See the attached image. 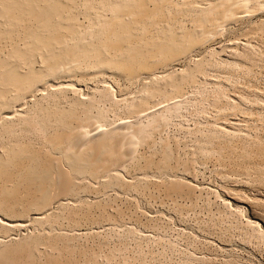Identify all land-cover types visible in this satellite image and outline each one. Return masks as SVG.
I'll return each mask as SVG.
<instances>
[{
  "label": "rangeland",
  "instance_id": "rangeland-1",
  "mask_svg": "<svg viewBox=\"0 0 264 264\" xmlns=\"http://www.w3.org/2000/svg\"><path fill=\"white\" fill-rule=\"evenodd\" d=\"M81 1L82 2H79L81 5V8L79 7L80 5H77L78 7L77 10H79L78 11L79 14L81 13L82 14L80 15V18H79V15H77L78 16L77 18H79V20H81L83 17L87 18V19L83 18L84 20H82L83 23H85L84 26L82 25V28L86 29L85 27H88L90 25L91 20L89 21L90 16L88 15L89 13H87L88 7L86 9L84 6L86 3V2L84 3L85 0H81ZM151 1L152 0H149V2L152 4L153 1L152 2ZM183 1L185 0H175V1L171 0V2H169V4L171 5V8L169 7V4L165 6V9L168 8L169 10H172V8H174L170 12L174 11L175 13L174 12L173 13L176 15L171 16L170 15L171 13L168 14L167 12V15L162 16L163 19L161 18V20H164V21H161L160 26L153 24L152 26L157 27V32H156V27L152 28V26H148L146 28L150 30L148 32L144 31L143 29H140V30H143L144 32H146L145 34L149 33V35L147 34L148 36H153V35L156 36L157 33H159L158 29L161 26L162 27L164 26L162 24H165L166 20H169L167 22H169V24L171 23L172 27H175V29L179 27V29L181 30L184 29V31L186 32H189V33L193 32L194 27L196 28L195 24L196 23L199 24L197 20H195L198 13L200 14L199 11H201L204 8V6L210 5V3H212L213 1L214 2L216 1L215 2L216 4L220 0H202V1L193 0V2L191 0H188L189 2L186 1L188 4L187 3L185 4V2ZM251 1H249L250 4L246 2L248 3L247 4L248 6L246 5L247 6V7L245 6L246 8H242L243 10H240L238 8L242 12L236 14L237 15V19L235 18L236 20L234 19L232 20L230 18L231 20L230 19L225 20L226 23L225 21H223L224 24H222V26L221 27L219 26L218 28L220 32L219 31L217 32L218 29H216V31H214L215 29L210 31L211 34L207 35L208 38L206 37L205 40L203 38V41L201 39L200 40L201 42L198 43V45L190 49V51L188 50L182 55H180L179 58H175L176 60H172V61L170 60V63L168 61V63L162 64V65L157 64L155 66L156 68L154 67L156 71L152 67L153 70L150 69L151 70L150 75H149V72L147 71L144 74L145 70H143L144 72L141 71L142 72L141 75H138V76L135 75L136 77L134 76L119 77V73L117 72L118 74L116 75L115 71L114 73L106 72V74L105 72H103L102 74V71H99L101 72L100 73L101 75H100L98 74V71H95V70L91 71L89 69V73H92L93 75L96 72L95 74H97V77L94 74L93 76L90 75V77L91 76L92 77L89 78V73L87 72L86 78H85L84 74H82V76L83 75L84 76L81 77L80 73H77L76 74L78 75L76 77L77 79L74 76H72L73 78L71 76H64V77L61 76L60 78H56L57 81L54 82V84L56 85H54L53 82H48L44 86H42L43 88L39 87L38 89L35 90L36 92H38V94H36L34 91L33 93L35 95L31 93L28 97L23 98V101H21L20 103H17L18 105L17 104L13 105V107H16V108L13 109L12 107L10 110H11V118L15 117L14 119L8 118V120L4 121L5 118L3 119L1 117H5L4 115H6V110L4 109L5 111L4 110L2 111V109H0V111L4 113L3 114L0 112V114L2 115V116L0 115V119L1 120L3 119L2 121L4 122L3 123L2 121H0L4 124L3 125L2 123H0V153L1 154L11 144H14L16 142H21L25 144L28 142L27 144L33 145V146L30 145L31 147L34 148L36 146V148H34L36 150L42 149V146H43V150H42L43 152L44 150L45 151L48 150L46 151V153L49 152L48 154L51 153L50 155L54 154V156L56 155V158H58L57 157L58 155L60 157L61 153L59 151L57 152V150L53 151V149L55 150V147L52 148L53 146L49 144L51 141L49 142L47 140V138L49 139L52 136L49 134L55 133L53 130H55L56 127L51 126L52 129L50 127L49 130L46 129L47 130L46 132V130L42 128L43 126H41V123L37 121L38 118L36 117L41 112L42 114L47 113V111L51 107L52 108L53 106L55 107L57 103L59 104H57L56 106L61 105L60 108H64L62 107L63 104L65 105V107L68 108L69 106H71L72 101L75 102L80 99L83 100L86 95L89 98L91 97L90 96L91 94L93 95V91H94V96L96 94L95 96L96 98L92 96L91 99L95 98L96 101H99V103L96 102V105L98 104L100 107L103 105L102 109H107V106L110 109V107L112 106L111 104H114L113 107H111L112 109H110V112H109V109H108V112H106V110L105 111L102 110L104 112V115L105 113H109L105 116H108V117L110 116V119L112 118L111 119L112 121L108 117H105V118H107L110 121L106 119L107 121H105V123L103 119H97V120L95 119V121L99 120V122L98 124L97 122H95L94 126L97 127L98 125L97 128L100 129L99 126L102 124L101 129H104V128L107 129L109 127H112L115 124V121L117 122L119 121L118 122L120 124L119 127L121 126L122 123L124 124L125 127L122 125L124 127L122 129H125V130H122V131L125 133L127 132V129L129 132V130L133 128L130 126L131 127L130 129L129 127L130 124L126 123L128 126L127 127L124 123L125 120L126 122L129 120L131 123L132 120L136 118V117L134 118V116H139V115L141 116L142 114L143 118L142 116L141 118H139L140 117L139 116L137 120L139 119L141 121L139 120L137 121L135 119L133 120L134 122H132L131 125L133 123H134L133 125H136L135 121H137V123L139 122L138 123L139 125L143 122L141 125L143 126L146 125L145 127H147L151 123V118L149 117L150 116L152 117V115L156 116L155 114L160 113V109H162L163 111V113H161L162 115L166 114L170 117V118H167L168 124L167 123L162 124L163 121L159 120L158 123L162 125L160 124L157 125L158 128L156 129H154L156 125L154 126L151 124L152 128H150L151 125L148 126L147 128L149 129V131L151 130V133L156 132L158 136L156 134L155 135L152 134L151 138L153 137V139L149 138L151 142L148 139H147L148 141L146 140V142L148 143L146 142L143 143L140 141L141 143L140 144L138 142H135L136 143V146H134L135 153L132 151L133 155L130 154L133 156V158H131L128 153L127 154L125 153V156L126 155L127 156L126 157L124 156L123 159H126V162H124L125 160H121L120 164H118V167L117 165L113 166L115 167V169L112 167L110 168L111 170H105L106 172L103 170L101 172L102 174L100 173L97 176H93L91 174H87V175L83 174L84 177L83 176L81 177V175H78V174L77 176L76 173L70 174V177L72 176L71 179L76 184V191L74 193H71V195L68 194L69 196L65 195L67 197L60 196L61 200L58 199V197H56L59 200V202L58 200H56V198L53 200L54 202L53 201L50 202L48 206L49 209L47 211H50V209L51 210L54 209L53 212L52 211L49 212V214L50 213L54 214V215L51 214V217H52L51 219H50V215L47 214L48 213L47 211L45 213L46 215L44 214V217L42 218L45 221L41 220L42 221L41 222L38 220V222H41L42 224L38 223L37 220H34L35 222L31 221L33 220L34 217L30 214L28 216V213H23V216L27 215L26 217L28 218L27 220L26 218H24L25 221H27L25 222L26 223L25 227L5 228L1 226L0 224V250L4 249L3 251H6V250L8 251L9 249L10 250L14 249L15 245H19V244H20L19 246L23 245V243L25 242L27 238H30L32 236L35 237L38 235L40 236L46 235V237H44L45 239L48 237L53 242L55 240H58L55 243L56 245L60 244L61 246L58 245L60 248H63L67 244H69L66 241L70 242V245L72 247L71 246L69 247L73 248V250L71 251L72 253L74 252L72 256L74 255V259L76 257L77 258L79 257L78 260L76 258V261L78 262V264L79 263L80 264H96V263L97 264H115V263L116 264H125V263L126 264H174V263L175 264H264V173H263L264 170L262 169L264 168V161H261V159L264 160L263 159L264 153L261 154L262 153L261 150L264 152L263 150L264 148V144H263L264 143V130H263L264 129V120H263L264 119V6H263L264 0H257V1L251 0ZM172 2L173 3L177 2L178 5L177 3L172 4ZM195 3L197 5L200 4L201 8H199V6L196 7L197 5ZM246 3L243 2L242 4H246ZM87 5L88 4H86V6ZM241 7H244V5L243 6L241 5ZM205 8H207V6ZM235 9H237V7ZM84 10H85V14L87 13L86 16L83 15ZM104 10H106L104 14L105 13L107 14V12H110L107 9H104ZM104 10L101 9L102 12ZM96 11H97V6L95 7V10H93L90 13H94ZM239 14L240 16H243V15L245 16H243V18L241 17L242 19L241 18L239 19L238 18ZM168 15H170L174 21H172L171 20L172 18L170 19ZM166 17L168 19H166ZM153 57L154 56L151 57V60ZM154 58L157 60V57H154ZM84 62H82L83 66L89 67L88 63H86L87 64L86 65ZM201 62H202V65H201ZM152 71L153 73H151ZM107 75H109L110 78L109 76L107 77ZM187 75H191L193 80H191V78L190 79L188 78L189 79V82H188V79H186V81L183 83V86L181 87L182 92L181 90L179 91V94L173 92V95L176 96V99H174L173 97L175 96H173L171 93V89L173 88L169 84V82L174 78H182L185 76L187 77ZM120 76H123V75L121 74ZM160 76L162 77V80H160L161 78L159 79ZM62 77L63 78L66 77V79L63 80ZM71 78L74 79L73 82ZM80 78L84 80L79 81L81 80ZM155 78L158 79L156 80V82L158 83L165 82L164 89L166 88L165 91H167V93H163V94H167L168 96L167 95L166 96L168 97V99L167 97H165V95H161L162 93H160L159 95L156 92L160 97L157 94H156L157 96L156 97L154 94L153 98L151 99L155 100L156 102L150 100V97H149L150 95L148 96L150 91L148 90H151L150 88L152 87L149 88L147 84L150 83L149 85L156 86V82L154 80ZM169 78H170V81H169ZM85 79H89V80H86L87 81L86 82ZM108 79L111 81L110 83L112 85L108 82L109 81ZM58 80L64 81L63 83L65 85L66 84L70 85V87L66 86L67 89H65L66 88L65 85L60 84V81ZM77 81L78 83L79 82L80 83L78 84ZM151 81L155 82V84ZM81 82L82 83L86 82V83L82 84ZM166 83H168L169 85L167 84L168 85L167 86ZM72 84L73 86H75V88L76 87L77 88L76 89L74 87L72 88L71 87ZM161 84L159 83V85ZM110 85L113 87V88L111 87L112 89H115L113 90L115 93L113 94L110 93L109 96H107L106 94L104 95L102 93H99L100 90L101 92L103 90L100 88L107 89L109 87V91H110L111 89ZM144 85H146L149 89L147 88L144 90V88H146ZM56 86H58L57 88H59V86H63V88L66 91L64 90L63 92L62 90H60V88L58 90ZM49 87L55 88L54 90L58 91V94L57 92L55 94V91ZM68 87L70 90L68 89ZM95 87H98V88H95ZM45 88H47V91L49 90L48 92H50L51 90L53 93L45 94L44 93L46 92ZM63 88L61 87V89ZM71 88L73 90L74 89L78 90L79 88L81 89L78 90L79 91L78 92L75 90L71 91L72 90ZM139 88L140 90L138 92ZM42 90H44V92ZM67 90H69L70 92H67ZM96 90H99V91L96 92ZM41 91L43 92V94L41 93ZM85 91H88V92H85ZM74 92L75 93L82 92L83 95L80 94L79 96V94H75ZM103 92L105 93L104 90ZM144 92L147 96L144 94ZM64 93H66L68 96L65 95ZM139 93L140 95L144 94L142 96L146 98L149 97V98H147L146 100V98L140 96ZM168 93H171L173 97L169 96L170 94ZM49 94L50 95L52 94V96H50ZM73 94H75L76 97L73 96ZM40 95H42L41 97L42 99L39 97ZM43 95H45L46 97L44 98ZM62 95L63 97L64 96L65 97L62 98ZM35 96L36 97L38 96V100L41 99L40 102H36L37 98ZM71 96H73V98ZM87 96H86V99H88ZM98 96L103 97L105 100H107V102H105V100L101 97L100 98L102 100L100 102V99ZM111 96L112 98H116L114 99L116 100V102L114 100L112 101V99L110 98ZM29 97L33 99L31 100V98ZM68 97H70L71 99H69ZM117 97H118V101L120 100L119 99L120 97H123V101L121 100L118 102ZM169 97L171 99L173 98L172 99L173 102L177 100L178 107H179V108L177 107V109L173 112H171L172 110L169 111L170 113L164 109L166 106L168 107L170 105L169 102L171 103L172 101L170 100ZM26 98L28 99L26 100ZM108 98L111 101H108ZM131 98L133 101H131ZM141 98H143L142 100H140L141 102L143 101V104H144V101H147V102L149 101L150 104L148 105H150V107L149 106L148 107L150 111L152 110L154 111V109L156 108L155 109L156 112L152 111L153 114L151 115L150 113L152 112L147 113L148 108H146L147 112L142 113L143 111H141V114L138 112V115L136 112H133L132 113L134 115L133 116L128 110L132 109L133 105L137 104L138 102L141 104L140 101H137L138 99H141ZM34 99H35V102L33 104ZM73 99H77V100L74 101ZM135 99L136 101H134ZM27 101H29L30 104ZM55 101H57V103ZM68 101L70 102V104L69 103L66 104ZM162 101H163V104H162ZM23 102L29 104L30 108H28L29 106H27ZM54 102L56 103L55 105H54ZM102 102H105V105ZM127 102L129 103V105L127 104ZM21 103H23L25 107ZM156 103L162 104V105L159 104V107L161 106L162 107L161 108L158 107L159 108L158 109L157 107H155ZM17 106L19 107L17 108ZM20 106L22 109L24 108V110H22ZM41 106H48L46 107V110L47 108L49 109L47 111L44 110L45 111L44 113V111L42 110L43 107L41 109L42 111H40ZM99 106L95 108H97V110H101ZM97 110L96 109L93 110V113L98 112ZM17 111L23 114L26 113V115L28 116L24 114L25 117L23 118L22 117L23 114H22L21 117L24 119L23 120ZM12 113L15 114V115L13 114L14 117H12ZM16 113L19 114V118H17L18 114ZM30 114L32 116L34 115L33 117L35 121H32V122L34 123L36 122L35 124L38 126L32 123L34 125L31 126L30 128V125L32 124L27 120V118L31 116ZM146 114L148 116H146ZM154 116L152 117V119H154ZM167 119L165 120V122H167ZM12 120L15 121L14 122L15 124L13 123L12 125L13 129L15 130L5 131V128H4L6 126L5 123L9 124L11 122L10 123L11 125ZM147 120L148 122H146ZM121 121L122 123H120ZM109 122H112V124L113 123L114 124L110 126L111 123L109 124ZM108 124H109V127H108ZM102 126H104V128ZM159 126H162V127H159ZM117 129L119 128L117 127ZM157 129L158 131H155ZM223 129L231 130V131L228 132V131H224ZM47 135H49V137ZM161 137L164 139L165 142L162 140ZM159 138H161V141ZM152 141H154L153 144H152ZM162 141L164 144L162 143ZM137 143H138V146H137ZM165 143L167 145L165 147L170 148L169 150L170 153L169 155L166 154L165 156L166 158L164 156L162 157V154L164 153L166 149L164 147ZM230 144L232 145L230 146ZM40 145L42 146L39 149ZM149 145L151 146V148L149 147ZM228 145L231 151L233 152H230V149H228ZM156 146L159 148H157ZM162 146L164 148H162ZM261 146H262V149H260ZM196 147L197 149H195ZM213 147L215 148L213 149ZM233 147L235 148V150H237V152L233 149ZM257 148L260 150L261 153H259ZM156 150H159V152ZM246 150L247 152H245ZM251 151L252 152L254 151V152L252 153ZM257 152L259 153V155L255 156L257 157V160H256V158L254 157V153L258 154ZM166 153H167V150H166ZM175 154H177L179 157ZM228 154L229 155L231 154L232 156L230 155L231 156L230 157ZM247 154L250 157H252L250 161H249L250 157L247 156ZM167 155L169 156V158L172 157V159L168 161V163L170 162V165H168V167L169 166L171 167H169V169L167 168L168 171L167 169L166 170L159 169L160 168L159 162L160 161L162 162L164 158L168 160ZM127 157L131 159H128ZM159 157H161L160 158L161 160L157 161L159 160L158 159ZM177 157L180 160L183 159L184 165H185V162L186 164L188 163L189 159H191L192 162L190 160L188 163L189 165L187 164L184 166L183 162L180 161ZM234 157L236 159L232 160V158ZM149 159L154 160L152 161V163L158 162L159 165H157L158 163H156L155 165H157L159 168L157 166L155 167L154 164H149L150 162ZM243 159H245V161ZM176 160L178 161L176 162ZM179 161H180V164H179ZM64 162L65 161H63L62 164H64ZM146 162L148 164H146ZM249 162L252 164H248ZM191 163L193 164V166ZM144 165L149 166L150 170L149 168L148 170H146L147 168ZM150 165L152 166L150 167ZM182 165L184 167H182ZM190 165H191L192 170L188 168L190 167ZM260 165L261 166L263 165V166L261 167ZM64 166L68 168L66 164H64ZM120 166L121 168H119ZM172 166H174V168ZM185 167L188 168V172H187V169H184ZM258 167L261 168L260 171ZM151 168H152V171H151ZM156 168L159 170V172ZM179 168L180 169L183 168L184 170L183 169L180 170ZM111 171L112 172L114 171L113 174ZM180 171H183L185 173H183L182 175V172L180 173ZM254 171L256 174L254 173ZM261 172L263 174H261ZM112 176L117 177V178L119 177V180L121 179L120 183L112 184L111 181L112 180L114 181L115 179ZM172 177L175 180H173ZM147 179L149 180L147 181ZM150 179H151V182L154 180L155 181L151 183ZM161 181L164 185H162ZM171 181L172 182L177 181L181 183L185 182L184 184H188L190 182L192 184V186L190 185V183L188 185L192 187V188L190 187V192L187 193L185 190L184 191L186 193L183 191L181 192V194L183 193L182 198L184 199L181 198V196L179 195L180 192L178 191H173L174 193L173 192L167 193L168 191L166 190L164 186H167L169 183L171 184L172 183ZM186 181L188 182L186 183ZM156 182H157V186H158V183L159 184L161 183V185L158 186L159 188L156 185L154 186ZM147 184L150 187H148ZM111 185L113 187H111ZM145 185H147V187ZM153 187L155 188L153 189L155 192L152 190ZM193 187H195L196 189H193ZM79 188H80V191H79ZM191 189L196 191V195L193 193L195 191ZM171 193H173L171 196L174 197V200L177 198V200L179 201L178 202L179 206L183 204V205H187V207L186 206L182 207L181 205L180 207H178L179 209H176V211H174L175 207H177L178 205L176 203L177 200H175V203L170 202L173 199L169 196ZM164 194L168 195L169 198L168 196L164 197L165 196ZM189 194H193L194 196L191 195L192 197L190 196V198H188ZM162 196L164 197L163 199L165 201L161 199ZM195 197L198 199V201H196L197 199ZM158 198L161 199L162 201L159 200ZM191 198L194 199L192 200L193 202H191ZM235 198H237L238 200ZM180 202L181 204H179ZM166 203L169 205H167ZM170 205H172L173 207ZM115 207H116V210H115ZM22 208H23L22 206H19V210H21ZM182 208L183 210L181 211L180 209ZM88 209L92 212H90ZM104 210L106 211V213ZM87 211H88V214L87 215L84 214ZM107 212L108 213L111 212L110 214V219L112 216L111 221L109 218L107 219V217H109L108 216L109 214L107 215ZM82 213L84 214V218L82 217L83 215ZM103 213L104 215H102ZM56 214H58V216ZM74 214H77V215L80 214L81 217L80 216L78 217L77 215L75 216ZM47 215L49 219L46 221L45 217H47ZM85 215L86 217L90 216L89 218H87L88 220L86 221H84L86 219ZM29 217L31 219H29ZM73 219L76 221V223H74ZM250 220L255 221L256 224L251 223ZM248 222L249 224L250 223L253 224V226L251 224L249 225ZM66 233L69 234L68 236L70 237V239L68 238V236L66 237L64 236ZM46 241L47 240H45L44 243L48 242ZM44 243H42V245L40 244L41 246L39 247L40 249L46 248L45 250H42L43 253L41 252V250H40V253L37 252L41 256H39V254L36 253L35 254L36 257L34 255L33 257H31L32 255H30V253L26 251V253L25 252L23 253L24 255L22 254L23 256L21 255L22 259L21 258L15 259L12 261V263L13 264H31L30 262L35 261L33 259L37 258V259L42 260L45 258L44 254H46L47 256L50 252L52 253L56 252V250L52 247L53 245L50 246L49 242L47 243L48 245ZM73 245H75V247ZM16 247L18 246H15V248ZM50 247H52L54 251H50L51 250ZM69 247H67V249ZM82 249L85 251L89 250V252H83ZM84 253L86 255H84ZM114 257L116 258L114 259Z\"/></svg>",
  "mask_w": 264,
  "mask_h": 264
},
{
  "label": "bare ground",
  "instance_id": "bare-ground-1",
  "mask_svg": "<svg viewBox=\"0 0 264 264\" xmlns=\"http://www.w3.org/2000/svg\"><path fill=\"white\" fill-rule=\"evenodd\" d=\"M152 1H151L152 2V4H151L149 2V0H85L84 3L85 2L86 3H85V5L84 4L83 5L85 6L86 9L88 7V9H87L88 12L87 11L86 12L89 13L88 14L90 16L89 21L91 20L92 22L90 21V25L88 27H85L86 29H83L82 28V25L84 26L85 23H83L82 20L87 19V18H84L83 17L84 19L82 18L81 20H79L80 15L82 13L80 12L81 14H79V12H78L79 10H77L78 9L77 5H80L79 2H82L81 0H0V109H2V111L4 109L6 110V115H4L5 117H1V118H3V119L5 118L4 121L5 120H8V118L10 119L11 118V110L10 109L13 107V105H16L17 103H20L21 101H23V98L28 97L31 93L34 94L33 92L36 89H38L39 87L41 88L46 83L53 82V84H54V82L57 81L56 78H60L61 76H63V77L64 76H71V77L74 76L76 78L78 76L76 74L77 73H80V76L81 77H83L85 75V78H86V73L87 72L89 73V69L91 71H94V70L95 71H98V74L101 73L99 71H102V74H103V72H105V74H106V72H110V73L113 72L114 73V71H115L116 72V75L119 73V77H124V76L125 77H127V76L128 77H132V76L136 77L138 75H141V73L144 72L143 70H145L144 74L147 71V72H149V75H150V71H151L150 69L153 70V68L157 64L158 65L159 64H161V65L162 64H166V63H168V61L170 63V60L171 61L172 60H176L175 58H179L180 55H182L183 53H185L188 50L190 51V49H192L193 47H195L196 45H198V43L201 42L200 41L201 39H202V41H203V38L205 40L206 37H207V35L208 34H211L210 31H212L214 29H215L214 31H216V29H218L219 26L221 27L222 24H224L223 21L228 20L230 18L232 20L233 19L236 20L237 19V15L236 14L242 12L240 10H243L242 8H246L248 6L247 4L251 0H249V1L248 0H246V1L245 0H220L219 1L220 3L217 2L216 4H215L216 1L215 2L213 1L212 3H210V5H206L207 8H205L206 6L202 5V6H204V8L201 11H199L200 14L198 13L197 16L195 15L196 16L195 20H197V22L200 24V25L197 24V23L195 24L196 25V28L194 27V30L196 29L195 31L193 30V32H190L189 33V32L184 31V29L183 30L179 29V27L177 28L178 29L177 30V29H175V27H172L171 23L169 24V22H167L169 20H166L167 23L165 22V24H162L164 26L163 27L161 26L158 29L159 30V33H157L156 36H154L151 33L154 37L153 36H148L149 33H147L148 35L145 34L146 32L150 31L149 29H146V28L148 26H152L153 24H155L157 26H160L161 25V21H164V20H161V18L163 19L162 16L167 15V12H168V14L171 13L170 14L171 16L172 15H176V14H174L175 13L174 11H173L174 13L173 12H170L174 8H172V10H169L167 8L168 7L167 6L166 8L169 11L167 9H165V6L168 5L169 2H171V0H158V1L157 0H152ZM186 1H188V0H185L183 2H185V4H186L187 3ZM191 1L193 2V0H191ZM192 2H190V3H192ZM243 2H245V3L248 2V3L242 4ZM251 2H253V1H251ZM175 3H177V2H175ZM175 3L172 2V4H175ZM86 4H88V5L86 6ZM253 4H255V3H253ZM177 5H178V3H177ZM241 5L242 6L244 5V7H241ZM96 6H97V11L94 12V13H90L93 10H95V7ZM198 6H199V8H201L200 7L201 6L200 4L197 5L196 7H198ZM79 7L81 8V5ZM169 7L171 8V5L170 4H169ZM196 7H195V9H196ZM236 7H237V9L238 8L240 9V10L238 9L239 12H238L237 9H235ZM101 9H103V10L104 9H107L110 12H107V14L106 13L104 14V12L106 10H104L102 12ZM165 10H166V12H165ZM81 11H82V9H81ZM76 12H77V14H76ZM177 12H179V11H177ZM86 14H85V10H84L83 15L86 16ZM77 15H79V18H77L78 17ZM170 15H168V17H170V19H171L172 17ZM243 16H245V15H243ZM243 16H240V14H239L238 18L239 19L241 17L243 18ZM166 19H168V18L166 17ZM171 20L174 21L173 18ZM171 20H170V22H171ZM225 23H226V21H225ZM173 25H174V23H173ZM197 25H199V26H197ZM155 27L156 26H152V28H155ZM140 29H143L146 32H144L143 30H140ZM218 31H219V29L217 30V32ZM156 32H157V27H156ZM152 56L157 57V60L154 57L151 60V57ZM84 61H86V62H84ZM82 62H84L85 64L88 63L89 67L88 66L84 67ZM201 65H202V62H201ZM155 68H154V70H155ZM120 73L123 76H120L121 75ZM151 73H153V71ZM82 74H84V75L82 76ZM90 75H92V73H89V78H91L93 76L92 75L90 77ZM95 75L97 77V74H95ZM108 76L109 75H107V77ZM190 76L191 75H187V77L185 76V77H182V78H174L171 81H170V78H169V81H170L169 84L173 88V89H171L172 95H173V92L178 93V94H179V91L180 90L182 92V88L181 87L183 86V83L186 81V79H188V78L190 79L191 78V80H193L192 79V76L191 77ZM63 77H62L63 80L66 79V77L65 78H63ZM109 78H110V76H109ZM71 79H69V80H71ZM159 79L162 80V77L160 76ZM189 79H188V82H189ZM60 80H58V81H60ZM73 80L74 79H72V82H73ZM82 80H84V79H81L79 81H82ZM86 80H89V79H85V81ZM128 80H126V81H128ZM154 80L156 82V80H158V79L155 78ZM63 82L64 81H60V84L63 85L64 84ZM86 82H83V83H86ZM108 82L110 83L111 81L109 80ZM151 82H153V81H151ZM155 82H153V83L155 84ZM77 83H78V81H77ZM88 83H89V81H88ZM153 83H151V84H153ZM157 83L158 82H156V86H154V85L151 86V85H149L150 83H148V84L146 83L149 88L152 87V88H150L151 90H148V91H150L149 94L147 92L148 96L150 95L149 96L150 97V100H152V101H155V100H153L151 98H153V95L154 94L156 96L157 93L159 95H160V93H162L161 95H165V97L168 96L167 94H163V93H167V91H165L166 88L164 89L165 82H159L160 84L162 83L163 85L162 84L159 85V83L158 84ZM167 84L168 83H166V85ZM54 85H56V84H54ZM111 85H110V88L112 87ZM66 86H69L70 87V85H68V84H66L65 87ZM144 86L146 87V88H144V90L148 88L146 85H144ZM52 87H54V86H52ZM57 87L58 86H56V88ZM61 87L63 88V86H59L60 90H62L63 92H64L65 89H67V87L65 89L64 88L61 89ZM69 87H68V89H69ZM71 87L72 88L73 87L75 88V86H73V84L71 85ZM106 87H108V86H106ZM49 88H51V87H49ZM59 88H57V89L59 90ZM95 88H98V87H95ZM51 89L54 90L55 88H51ZM80 89L81 88H79L78 90H80ZM100 89H103L105 91V93L103 92V90L101 92ZM100 89H99L100 91L99 90H96V92L99 91V93H102L104 95L106 94L107 96H109L110 93H112V94L115 93L113 91L115 89H112V90L110 89V91H109V87L107 89H104V88H100ZM69 90H67V92H70ZM74 90L72 89L71 91H74ZM78 90H75V91H78ZM139 90H140V88L138 89V92H139ZM172 90H174V91H172ZM42 91L44 92V90H42ZM42 91H41V93L43 94ZM45 91L47 92V93L44 92L45 94L53 93L51 90H50V92H48L49 90L47 91V88H45ZM56 92L58 94V91H55V94H56ZM59 92H61V91H59ZM78 92H76V93L74 92V93L75 94H79V96H80V94H82V92L81 93H78ZM85 92H88V91H85ZM168 92H170V91H168ZM35 93L38 94V92H36V91H35ZM90 93H92V92H90ZM171 93H168V94H170L169 96H171V97L175 96V95L172 96ZM64 94L67 95L66 93H64ZM75 94H73V96H75ZM85 94H87V93H85ZM102 94H101V96H102ZM144 94H145V92H144ZM144 94H141L140 95V93H139L140 96H142ZM104 95H103V97H104ZM50 96H52V94ZM73 96H71V97L73 98ZM86 96H85L84 99L82 98L83 96L81 97L83 100L80 99L78 101H75L77 99H73L75 102L72 101L71 106H69L68 108L65 107L64 104L62 106L64 108H60L61 105L60 106L58 105L59 107L56 106L57 104H59V103H57V101H55L57 104L54 102V105L56 104L55 107L53 106V108L51 107L50 109L47 108V110L49 109L48 111L46 110V107H48L49 105L48 106H41L40 111L46 110L47 113H45V111H44L45 114H42V112H41L36 117V118H38L37 121H39V123H41V126H43L42 128H44L45 130L46 129L49 130V128L51 126H53V127L55 126L56 127V129L54 128L55 130H53L55 133L54 134H49V135H52L49 138L50 140L47 137L46 138H47V140L49 142L51 141L49 144L51 146H53L52 148L55 147V150L53 149V151H56L57 150V152L59 151L61 153V156H60L61 158L59 157V155L57 156L58 158H56V155L55 156H54V154L53 155H50L51 153L48 154L49 152L46 153V151H48V150H46V151L44 150V152H43L42 151L43 150V146L42 145H40V147H39V149H40L41 146H42V149H40L41 151L38 150V149L36 150V149H34V148H36V146L33 148V147H31L33 145L27 144L28 142L25 143V144L24 143H21V142H16L14 144H11L10 146L7 145L8 147L5 149V151L2 154L0 153V224H1V226L5 227V228H15V227H19L20 228V227H25V225H26L25 222H27V221H25L24 218H26V220L28 218L26 217L27 215L23 216V213H28V216H29V214L32 215L34 218L31 221H34V220H37V222H38V220L39 221H41V220L42 221H45L42 218L44 217V214L46 213V211L49 209L48 206H49V204H50L51 201H53L56 197H58V199L61 200L60 196H65V195H68V194L71 195V193H74L76 191V184L71 179L72 176L70 177V174L76 173V175L77 174L78 175H81V177L83 176V174L84 175L85 174L86 175L87 174H91L93 176H97L103 170L104 171L105 170H111L110 168H112L115 165H117V167H118V164H120L121 160H125L124 162H126V159H123L124 156H125V153L126 154L128 153L129 155L130 154L133 155V152L135 153V149H134L135 148L134 146H136V143L135 142L140 143V141H141V142L144 143V142H146L147 139L149 140V138H151V135L152 134H154V135L156 134V132L155 133L154 132L151 133V130L149 131V129L147 128L148 126H150L151 124L154 125V126L156 125V127L154 128V129H156V128H158L157 125L160 124V123H158L159 120L163 121L162 124H165V123L168 124V119L167 118H170L166 114L165 115H162L161 114V113H163L162 109H160V113H158L159 112L158 111L157 112L158 114H155L157 117L154 116V115H152L156 108L155 109L152 108V109H154V111L151 109L153 112L150 111V109H149L150 105H148V104H150L149 101L148 102L147 101H144V104H143V101L142 102L140 101V100L143 99V98H141V99H138L137 100V101H140L141 104L139 102H138L139 104L137 103L138 105L137 104H134V105L132 104L133 105L132 109H129L128 111H130L131 114L133 112H136L137 115H138V112L140 114H141V111H143L142 113L147 112L146 111L147 110L146 108H148V112L147 113L152 112L150 114L152 115V117L154 116V119H152L151 116L149 117V118H151V123L149 121L150 125H148L147 127H145L146 125L145 126L141 125L143 122L139 125L138 124L139 122L137 123V121L139 119L137 120V118L140 115L139 116H134L132 114L134 116V118L136 117L135 118L137 120V121H135V124L136 125H133L134 123L131 125V123L134 122L133 120H135V119H133L131 123H130L129 120H128L129 122L128 121L126 122V120H125V122L123 121L126 126H127V124H130L129 127L130 126L133 127L132 129L130 127L131 130H129V132H128V129L127 128H126L127 129V132L126 133L122 131V130H125V129H122V128L125 127L124 124L122 123V121L120 122V123H122L121 126H120L121 128L119 127V125H120L118 123L119 121L118 122L115 121V124L113 123L114 125L112 124V122H109V124L111 123L110 126H112V125L115 126L116 125L115 127H113V126L112 127H109V124H108V127L109 128L105 129L104 126H102L104 129H101V125L102 124L100 125V123H99V125H100L99 126L100 129H99V128H97L98 127L97 124H98L99 120L98 121H95V119L96 120L97 119H103L104 120V123H105V121L108 120L107 118H105V117H108V116H105V115H107L109 113H105V115H104V112L102 110H104V111L106 110V112H108V109L109 108L107 106V109H102V106L103 105L101 107L98 104L96 105V102L99 103V101H96V99H95L96 98L95 97L96 94L94 96V91H93V95L92 94L90 95L91 97L94 96L95 97L94 99H91V97H89L90 98L89 99L88 96H87L88 99H86ZM107 96H106V98H107ZM177 96H179V95H177ZM39 97L41 98L42 95H40ZM43 97L45 98L46 96L43 95ZM64 97L62 95V98H64ZM100 97H99V99H100V102H101V100H102L101 98H103V97H101V98ZM142 97H144V96H142ZM149 97H147V98H149ZM29 98H31V97H29ZM36 98H37L36 99L37 100L36 102H40V100L42 99L41 98L40 100H38V96ZM68 98L71 99L70 97H68ZM110 98L112 99V101L114 99H116V98H112V96ZM144 98H146V97H144ZM147 98H146V100H147ZM173 98L176 99V96L173 97ZM27 99L28 98H26V100ZM32 99L33 98H31V100ZM119 99H120L119 101H121V100L123 101V97H120ZM167 99H168V97H167ZM172 99L170 98V100H172ZM66 101H67V99H66ZM69 101L66 104H68V103L70 104ZM108 101H111V100H109V98H108ZM114 101L116 102V100H114ZM117 101H118V97H117ZM131 101H133L132 98H131ZM134 101H136V99ZM27 102L29 103V101H27ZM34 102H35V99L33 100V104H34ZM58 102H59V100H58ZM105 102H107V100H105ZM105 102H102V103H104V105H105ZM23 103H21V104H23ZM60 103H61V101H60ZM171 103L172 104L174 103V104L172 105ZM171 103L169 102L170 105L167 104L169 106L168 107L166 106L164 108L165 110H167V112H169L171 110H172L171 112H173L178 107V101L177 100H175L174 102L172 100ZM24 104H26L27 106H29L30 103L29 104L24 103ZM127 104L129 105L128 102H127ZM130 104H131V102H130ZM159 104L156 103V105H158V106H156L155 104L154 105H155V107L158 108L159 107ZM162 104H163V101H162ZM162 104H160V105H162ZM111 105L110 106L113 107L114 104H111ZM128 105H126V106H128ZM154 105H153V107H154ZM98 106L100 107L101 110H97V108H95V107H98ZM131 106H130V108H131ZM18 107L19 106H17V108ZM24 107H25V105H24ZM32 107H33V105H32ZM42 107H43V109H42ZM111 107H110V109H112ZM161 107H159V108H161ZM14 108H16V107H13V109ZM20 108H21V106H20ZM28 108H30V106ZM37 108H39V107H37ZM94 108L98 112L93 113V110H95ZM110 109H109V112H110ZM22 110H24V108ZM17 112L20 114V117H21V115L23 113H21L19 111H17ZM1 113H3V112H1ZM18 113H16V114H18ZM28 113H30V112H28ZM13 114L14 113H12V117H14ZM19 114H18V117L17 118H19ZM24 114L26 115V113H24ZM24 114L22 115L23 118L25 117ZM131 114H129V115H131ZM26 116H28V115H26ZM33 116L31 115V116H29L27 118V120L31 124L34 123L32 121H35ZM141 116L143 118V115L142 114H141ZM141 116L139 118H141ZM144 116H145V114H144ZM146 116H148V115L146 114ZM159 116H161V117H159ZM224 116H226V115H224ZM14 118H11V119H14ZM108 118L110 119V116ZM22 119H20V120H22ZM166 119H167V122H165ZM2 120L0 119V121H2ZM110 120H108V121H110ZM122 120H124V119H122ZM139 121H141V120H139ZM2 122H0V123H2ZM14 122L15 121L12 120V124L11 125H10L11 122L9 124L5 123L6 124L5 127L3 126L4 125L3 124L4 122L2 123L3 125L2 124L1 125L5 128V131H11V130H15V129H13V126H12ZM16 122H18V121H16ZM95 122H97V124H96L97 127L94 126V123ZM146 122H148V120ZM153 122L156 123V124H154ZM104 123H103V125H104ZM116 123L118 124V126H117ZM149 123H147V124H149ZM34 124L30 125V128ZM162 124H160V125H162ZM152 125H151L150 128H152ZM36 126H38V125H36ZM117 127L119 129H117ZM159 127H162V126H159ZM40 129H41V127H40ZM51 129H52V127H51ZM47 130H46V132H47ZM160 130H162V129H160ZM223 130L224 131H228V132L231 131V130H226V129H223ZM155 131H158V129L155 130ZM90 132L92 133V135H91ZM49 135H47V136L49 137ZM257 136H258V134H257ZM161 138H159L160 141H161ZM151 139H153V137ZM162 140L164 141L163 138H162ZM154 141H152V144H153ZM163 141H162V143H163ZM138 143H137V146H138ZM143 143H142V145H143ZM146 143H148V142H146ZM159 143H161V142H159ZM166 143H168V142H166ZM166 143H165L164 147L167 146ZM155 144H157V143H155ZM233 144H235V143H233ZM150 145H149V147L151 148ZM231 145L232 144H230V146ZM164 147L162 146V148H164ZM168 147H170V146H168ZM157 148H159V147H157ZM214 148L215 147H213V149ZM136 149H137V147H136ZM195 149H197V147ZM228 149H230L229 148V145H228ZM233 149L235 150L234 147H233ZM251 149H252V147H251ZM260 149H262V146H261ZM160 150H161V148H160ZM166 150H167V153H166ZM169 150H170V148H166L165 151H164V153H163L165 155L162 154V157L163 156L165 157L166 154L169 155V153H170ZM263 150H264V148H263ZM53 151H52V153H53ZM156 151L159 152V150H156ZM235 151L237 152V150H235ZM258 151H259V153L262 152L261 154L264 153L262 150L260 152V150L258 149ZM177 152H179V151H177ZM230 152H233V151H231V149H230ZM245 152H247V150ZM226 153H225V155H226ZM259 153L258 154H255L254 153V157L257 156V155H259ZM132 155H130L131 158H133ZM170 155H172V154H170ZM175 155H177V154H175ZM175 155H173V156H175ZM178 155H179V153H178ZM243 156H244V154H243ZM247 156H249V155L247 154ZM214 157H216V156H214ZM131 158H128V159H131ZM160 158L161 157H159L158 158L159 160H157V161H160L161 160ZM165 158L163 159L162 162L161 161L159 162L160 163V168L157 166V165H159L158 162H156V163H158L157 165H155L156 163H154V162L152 163V161H154L153 159H151V160L149 159V161H150L149 164H154V166L155 167L157 166L159 169H163V170L164 169L166 170L167 168L169 169V167H171V166L168 167V165H170V162L168 163V161H170V159H172V157L169 158V156H168L167 157L168 160L165 159ZM251 158L252 157L249 158V161H250ZM255 158L257 160V157H255ZM233 159H236V158L234 157V158H232V160ZM260 159H261V157H260ZM190 160L191 159H189V161ZM243 160L245 161V159H243ZM63 161H65L64 164H66L68 166V168H66L64 166V164H62ZM147 161H148V159H147ZM177 161L178 160H176V162ZM180 161L183 162V159L180 160ZM180 161H179V164H180ZM189 161H188V163H189ZM261 161H264V160L261 159ZM191 162H192V160H191ZM146 164H148V163L146 162ZM187 164L185 162V165H187ZM248 164H252V163L249 162ZM183 165H184V162H183ZM183 165H182V167L185 166V165L184 166ZM144 166H146V168H147L146 170H148L149 166H147V165H144ZM151 166L152 165H150V167ZM192 166H193V164H192ZM233 166H234V164H233ZM172 167L174 168V166H172ZM175 167H176V165H175ZM113 168L115 169V167H113ZM119 168H121V166ZM188 168L191 169V165ZM188 168L185 167L184 169H187V172H188ZM258 168H259V171H260L261 168L260 167H258ZM168 169H167V171H168ZM182 169H180V170H182ZM262 169L264 170V168H262ZM149 170H150V168H149ZM151 171H152V168H151ZM171 171H172V169H171ZM113 172H112V174H113ZM158 172H159V170H158ZM181 172H182V175H183V173H185L183 171H180V173ZM178 173H179V171H178ZM248 173H250V172H248ZM254 173H255V171H254ZM263 173H264V171H263ZM263 173L261 172V174H263ZM115 175H116V173H115ZM113 178H115L114 181L112 180ZM113 178L111 179L112 180L111 181L112 184H114V183L115 184L120 183V180L121 179L119 180V177L118 178L117 177H113ZM172 179L175 180L173 177H172ZM148 180L149 179H147V181ZM154 181H152V182H154ZM150 182H151V179H150ZM187 182L188 181H186V183ZM161 183H162V181H161ZM161 183L160 184L158 183V186L161 185ZM184 183L177 182V181L175 182L174 181L171 184L170 183L169 184L167 183L168 185L167 186H164V187L168 191L167 193L173 192V191L180 192L179 195L182 198L183 193L181 194V192L182 191L183 192L186 191L187 193L190 192V187L192 186V184L190 182L189 183H190L191 186H188L189 183L188 184H184ZM147 185H145V186L147 187ZM155 185L157 186V182H156V184H154V186ZM162 185H164V184L162 183ZM111 187H113V186L111 185ZM141 187H142V185H141ZM148 187H150V186L148 185ZM149 189H151V188H149ZM153 189H155V188L153 187L152 190ZM193 189H196V188L193 187ZM193 189H191V190H193ZM79 191H80V188H79ZM156 191H157V189H156ZM193 191H195V190H193ZM173 193H171L169 195L171 198H173L172 201H170L171 203L172 202L175 203V200H177V198L174 200V197L171 196ZM193 193L196 195V191L193 192ZM164 195H165L164 197H167L168 196L166 194H164ZM191 195H193V194H189V197L188 198H190ZM169 196H168V198H169ZM65 197H67V196H65ZM164 197L162 196V198H161L163 201H165L163 199ZM193 198H191V202H193L192 201V200H194ZM58 199L56 198V200H58ZM161 199H159V200H161ZM182 199H184V198H182ZM235 199H237V198H235ZM196 201H198V199ZM58 202H59V200H58ZM178 202L179 201L177 200V202H176L177 205H178ZM161 204H162V202H161ZM179 204H181V202ZM167 205H169V204H167ZM181 205H182V207L183 206H186L187 207V205H183V204H181ZM19 206H22L23 207L21 209L22 211L19 210ZM98 206H99V204H98ZM170 206H172V205H170ZM180 206L179 205L177 207L174 206L175 207V210L174 211H176V209H179L178 207H180ZM102 207H104V206H102ZM190 207H189V209H190ZM76 208H77V206H76ZM76 208H74V209H76ZM53 210L54 209H52V210L50 209V211H52V212H53ZM115 210H116V207H115ZM180 210L182 211L183 208L180 209ZM50 211H47L48 212L47 214L50 215V219H51L52 218L51 217V214H53V213H50L49 214ZM2 212H3V214H2ZM80 212H82V211H80ZM90 212H92V211H90ZM105 213H106V211H105ZM59 214H61V213H59ZM77 214H74V215L76 216ZM84 214L87 215L88 214V211L86 213H84ZM84 214L82 215L83 218H84ZM110 214H111V212L110 213L107 212V215L109 216V217H107V219L108 218L110 219ZM48 215H47V217H45L46 218V221L49 219ZM56 215L58 216V214H56ZM86 215H85V217H86ZM102 215H104V213ZM77 216L79 217L80 214L77 215ZM62 217H63V215H62ZM89 217H86L85 220L84 219H82V220L86 221V220H88L87 218H89ZM113 217H114V215H113ZM29 219H31V218L29 217ZM111 219H112V216H111ZM111 219H110V221H111ZM78 220H77V222H78ZM41 222H38V223H41ZM250 222L251 223H255V221H253V220H250ZM48 223H50V222H48ZM74 223H76L75 220H74ZM245 224H246V222H245ZM248 224H249V222H248ZM251 225L253 226V224H251ZM66 234L64 235L65 237L69 235V234H67V235ZM255 235H257V234H255ZM49 236H51V235H49ZM44 237H46V235L45 236L38 235V236H35V237L32 236L30 238H27L25 240V242L23 243V245H21V246H19L20 244L19 245H15V246H18V247L15 248V246H14V249H11V250L9 249L10 251L9 250L8 251L7 250L6 251H3L4 249L3 250H0V251H2V252H0V264H13L12 261L15 260V259L21 258L24 255L23 253L24 252L26 253V251H28L30 253V255H32L31 257H33V255L36 257L35 254L37 252L40 253V250L42 252V250H45L46 249L45 247H44L45 249H40L39 248L42 245V243L45 242V240H47L49 242L50 246L53 245L52 247L56 250V252H53V253L50 252V251H54V249L52 247H50V249H51L49 251L50 253L47 256H46V254H44L45 255V258L44 259L41 260V259H37L36 258V259H33L35 261H33V262L28 261V262H30L31 264H78V262L76 261V258L77 257L74 259V255L72 256V254L74 252L72 253L71 250H73V248H70L69 247V246H71L70 245V242L66 241L69 244H67L63 248H60L58 246L60 244H57L56 245V243H55L58 240H55L53 242L48 237H47L48 239L47 238L45 239ZM68 238L70 239L69 236H68ZM68 238H67V240H68ZM47 243H44V244L48 245ZM73 246L75 247V245H73ZM67 247H69L70 249L69 248L67 249ZM10 248H12V247H10ZM83 252H89V250L88 251L83 250ZM39 253H37V254H39ZM46 253H47V251H46ZM90 253H92V252H90ZM76 254H75V256H76ZM80 254H81V252H80ZM84 255H86V254L84 253ZM39 256H41V255L39 254ZM122 257H124V256H122ZM78 258H77V260H78ZM115 258L116 257H114V259ZM14 263H15V261H14Z\"/></svg>",
  "mask_w": 264,
  "mask_h": 264
}]
</instances>
